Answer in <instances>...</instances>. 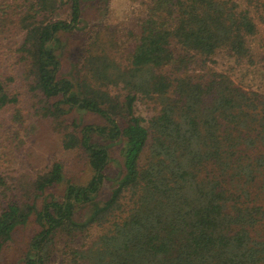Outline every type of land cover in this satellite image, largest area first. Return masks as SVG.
Listing matches in <instances>:
<instances>
[{"label": "trees", "instance_id": "16d2710c", "mask_svg": "<svg viewBox=\"0 0 264 264\" xmlns=\"http://www.w3.org/2000/svg\"><path fill=\"white\" fill-rule=\"evenodd\" d=\"M143 5L126 65L93 40L69 77L62 36L79 30L82 0H0V161L46 125L95 173L39 210V198L63 182L65 164L32 180L0 170V253L35 218L41 230L26 264H49L63 238L66 264H264V93L239 86L234 66L216 72L207 64L220 53L252 63L264 0ZM66 8L68 19L55 18ZM137 101L154 107L149 120L135 114ZM74 110L106 125L79 130L69 120ZM95 139L121 144L122 172L105 203L97 196L112 146ZM80 206H90L83 222L75 219Z\"/></svg>", "mask_w": 264, "mask_h": 264}, {"label": "rangeland", "instance_id": "374dc122", "mask_svg": "<svg viewBox=\"0 0 264 264\" xmlns=\"http://www.w3.org/2000/svg\"><path fill=\"white\" fill-rule=\"evenodd\" d=\"M144 0H82L83 15L79 30L64 34L62 36L63 49L61 50L63 58V72L69 77L77 66L83 65L84 57L87 55V48L93 40L106 45L107 51L116 59L126 62L123 55L132 48L133 42L128 39L131 32L138 31V26L144 17ZM246 6V3L242 1ZM55 18L68 19L69 12L67 8L58 13ZM258 35L249 41L253 61L252 63H243L237 65L233 60L225 57L223 53L218 54L212 62H208L210 69L216 72H228L231 67L232 76L239 86L246 90L259 91L264 93V23L258 18ZM127 49V50H126ZM197 71L196 74L204 75L206 68L194 65L191 68ZM113 95H124L119 89H113ZM29 106L33 102L28 101ZM134 112L137 116L149 120L155 113L154 107L144 101H137L134 104ZM69 120L79 124V130L84 125L105 126L106 123L100 117L74 110ZM124 125L123 119L119 120ZM95 141L111 145L110 142L101 139ZM23 145V146H22ZM12 147L1 153L0 170L7 176L24 178L27 180L35 179L38 175L49 171L57 162L65 164V178L63 182L49 190L39 198L38 208L51 200L63 201L66 188L69 183L79 186H87L93 179L95 173L89 165L86 156L81 151H66L62 147L61 135L56 133L48 126L40 128L37 134L27 138L25 144ZM109 164L104 172L105 183L99 191L97 201L105 203L116 188L115 178L122 172V157L120 153L121 144L111 145ZM90 206H80L76 209L75 219L83 222L89 215ZM41 228L35 218L27 225L19 226L13 233V238L4 245L0 253V264H26V258L30 252V245L34 237L40 232ZM99 229L95 228L90 233V240L97 238ZM62 243H57L53 259L49 264H66L64 254V244L67 239L63 238ZM60 241V242H61ZM83 240L76 241L80 244Z\"/></svg>", "mask_w": 264, "mask_h": 264}]
</instances>
